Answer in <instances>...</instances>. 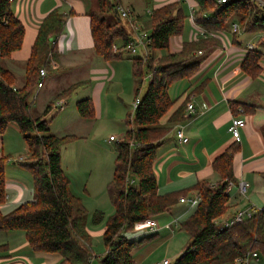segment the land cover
<instances>
[{
    "label": "trees",
    "instance_id": "obj_1",
    "mask_svg": "<svg viewBox=\"0 0 264 264\" xmlns=\"http://www.w3.org/2000/svg\"><path fill=\"white\" fill-rule=\"evenodd\" d=\"M196 2L195 22L206 31L224 29L234 18L245 31H263L257 49L249 50L241 63L245 73L256 77L260 71L261 50H264V6L257 0ZM119 3L120 0H96L87 13L93 51L106 61L123 57L122 51L111 49L116 40L124 45L130 39L119 20L112 21L109 17L112 14L119 16L115 10ZM69 13L54 8L41 21L25 63L22 86L15 87V74L0 63V134L9 123L17 125L28 148L26 159L20 162L33 179V198L7 213L0 211V230L24 231L31 249L59 253V264H88L94 253L92 237L85 229L87 210L81 198L71 191L69 178L61 168L60 150L74 135L50 133L45 116L54 111L59 99H66L78 87L88 86L89 79L72 82L57 90L39 115H33L32 103L28 102L39 80V69L52 67L51 60L58 55L57 38L63 32ZM183 21L184 16L175 2L151 9L143 25L151 38L148 52L145 56L130 58L131 74L136 83L134 98L138 96L144 78L149 73L152 78L132 116L127 114V128L114 145V172L107 186L113 213L104 224L102 243L105 252L98 264H135L132 252L147 237L129 240L123 233L147 217L168 211L189 189L196 190L200 199L179 224V228L188 234V240L172 264H236L238 258L253 250L264 260V208L223 229H218L215 223L227 210V184L236 183L232 161L239 149L237 143L228 146L212 161L213 170L220 176L218 182L212 184L200 180L189 189L158 191L153 171L156 151L171 128L184 119L187 104L185 98L169 113L174 100L168 89L173 82L191 76L206 53L216 45L215 40H193L184 42L180 51L170 52L169 37L182 31ZM23 34V24L11 11V0H0V59L8 58L21 47ZM158 50L162 54L156 57ZM198 50H201L200 55L196 54ZM230 107L236 113L238 104L231 102ZM76 108L82 118H94V105L89 96L78 99ZM244 108V111L251 109ZM262 135L264 139V128ZM7 159V156H0V204L5 201ZM131 179L134 182L131 183ZM101 217L102 212L96 210L92 222L99 223ZM5 247L0 244V255Z\"/></svg>",
    "mask_w": 264,
    "mask_h": 264
},
{
    "label": "crops",
    "instance_id": "obj_2",
    "mask_svg": "<svg viewBox=\"0 0 264 264\" xmlns=\"http://www.w3.org/2000/svg\"><path fill=\"white\" fill-rule=\"evenodd\" d=\"M127 1L126 5H123L124 0H120L119 4L129 8L132 12V20H136L142 27L149 18L151 9L167 3H177L184 16V21L182 31L169 37L168 50L170 52L180 51L183 43L187 41L200 39L216 41V45L200 61L199 68L191 76L173 82L168 89L170 98L174 100L169 113L185 98H187V103H193L194 110L190 114L186 112V109L184 110V119L171 128L165 141L157 148L153 171L159 193L189 189L200 180H208L212 184L218 182L220 176L213 170L212 161L228 146L237 143L239 149L233 155V175L236 182L240 179L245 180L248 187L246 192L241 194L236 185H233L229 192L227 210L220 218L226 219L237 210L246 209L249 206H254L256 210L264 208V139L262 135L264 128V50H261L260 71L256 77L249 76L241 68V63L248 52L246 44L254 43L257 49V42L263 31L260 29L245 31L234 18L224 29L205 30L207 35L203 37L200 35V30L203 28L195 22L194 14L198 7L196 0ZM95 2L96 0H11V11L23 24L24 34L21 47L11 52L8 58H1L0 63L15 74V87L22 86L24 82L25 63L45 15L54 8H59L63 13L70 11L66 17L63 32L57 38L58 55L52 60V67L46 68L43 85L35 87L34 98L37 99L47 85L44 106L56 92L53 84L57 73H51L59 70L58 74H61L71 68L78 69L76 71L78 78L73 82L89 79L88 86H85L89 88L87 96L93 102L95 114L101 116L102 93L105 88L107 90V81L115 78L118 72L112 64L118 59L106 61L93 51L90 18L87 13ZM190 9L194 10L192 16ZM119 18L123 20L124 28L126 25V32L131 35L129 20L120 16ZM233 23L239 24L237 31L232 30ZM161 54V50L156 51V57ZM196 54L200 55L197 51ZM120 71L121 68L119 73ZM130 73H127V76ZM118 85L121 83L119 82ZM120 89L125 90L123 87ZM231 102L238 104L236 113L230 107ZM245 106L251 109L244 111ZM167 116L168 114L161 121L164 122ZM234 116L244 119V125L240 128L239 142L233 140L228 130ZM78 119L80 121V118ZM14 125L9 123L6 130L0 134V156L8 158L5 164V201L0 204L2 213H7L21 202L33 198L32 178L27 173L23 174L20 168L22 167L20 160L25 159L28 148L17 125ZM177 129H181L188 138L186 142L176 137ZM11 161L12 166L9 165ZM18 169L21 171L20 174L17 173ZM195 192L196 190L189 189L185 195H192ZM196 204L190 205L178 201L168 211L151 217L157 225V230L154 232L148 231L140 222L136 223L133 229L124 232L123 235L129 240L147 237L132 252L135 264H150L153 253L164 243L167 248L170 241L175 238L176 229L179 234L181 233L183 240H186L188 234L179 228V224L193 211ZM111 211H113V205ZM99 225L100 229L97 228V232L102 236L104 225ZM85 229L93 238L96 228L94 227L93 230L85 222ZM0 244L6 245L0 255V264H59L61 260L59 253L31 249L22 230H0ZM182 249L180 247L177 252L170 255L174 257L173 259H167L173 263ZM100 252L98 256L95 255L98 260L104 255V246ZM163 259L166 258L163 257Z\"/></svg>",
    "mask_w": 264,
    "mask_h": 264
},
{
    "label": "rangeland",
    "instance_id": "obj_3",
    "mask_svg": "<svg viewBox=\"0 0 264 264\" xmlns=\"http://www.w3.org/2000/svg\"><path fill=\"white\" fill-rule=\"evenodd\" d=\"M126 2L128 3L127 0H124L123 5H126ZM144 3L146 4V1ZM109 17L112 21L119 20V24L124 27V22L119 16L112 14ZM115 42L119 41L116 40ZM142 51L141 48H138L133 54L123 51V58L112 62L118 72L115 78L107 81V90L105 88L102 93L103 105L100 117L94 111V119L89 121L90 119L81 118L77 111L76 101L86 97L87 92L89 93V88L85 86L78 87L67 96L65 99L66 104L62 111H51L45 116L50 133L57 136L74 135L73 139L68 141L60 150L61 168L69 178L71 191L80 196L87 210L86 225L93 230L94 227L96 228L91 239V248L94 251L92 256L94 259L93 264H98L97 256L101 253L103 246L102 236L101 233L97 232V228L99 230V224L104 225L108 217L113 213L107 186L114 172V145L120 140L127 128L125 123L127 114L132 116L133 113L132 101L135 96L136 83L131 73L127 76V73L131 72L130 58L137 55L141 56ZM49 68L51 67L48 65L47 69ZM120 68L121 71L119 73ZM77 70L71 68L61 74H58L60 73L59 70H57L58 72H52L51 74L57 73L53 84L56 91L76 80L78 78ZM117 81L121 85H118ZM148 82L149 80L145 77L138 93L139 97L143 95ZM121 87L125 88V90H121ZM47 88L48 86L46 85L37 99L34 98V93L28 98V102L32 103L31 111L34 116L39 115L42 112L41 110L44 109L45 105L43 106V102L47 96ZM49 95H51V92H49ZM77 118H80V121ZM110 135L115 136L116 139L114 141L109 140ZM11 164L12 161L9 165L12 166ZM20 168L23 174L27 173L32 178L30 171L25 166ZM20 172V169H18L17 173L20 174ZM252 199L254 198L252 197ZM254 201L259 204L256 200ZM96 210L102 212V217L99 223L94 224L92 215ZM175 231L176 236L170 241L169 246L165 248L164 243L156 250L150 258V264L163 260V257L173 259L174 257L170 255L177 252L180 247L183 248L185 246L188 238L183 240L178 229ZM182 234L185 235V233ZM259 264H264L262 258L259 260Z\"/></svg>",
    "mask_w": 264,
    "mask_h": 264
},
{
    "label": "built area",
    "instance_id": "obj_4",
    "mask_svg": "<svg viewBox=\"0 0 264 264\" xmlns=\"http://www.w3.org/2000/svg\"><path fill=\"white\" fill-rule=\"evenodd\" d=\"M219 2H225V0H218ZM258 4L261 6H264V3L261 0H257ZM116 12L118 15L122 18H125L129 20L130 24V29H131V35L129 41L121 45L120 42H114L112 44V51L113 52H119V51H124L127 53H135L138 48H141L142 54L141 56H145L148 52V45L151 42V38L149 37V33L135 20H132V12L129 8L123 7L120 4L116 6L115 8ZM194 10L190 9V15L192 16ZM239 29V24L238 23H233L232 24V30L237 31ZM200 35L205 37L207 35L206 31L203 29L200 30ZM255 44L248 42L246 44V50H254ZM198 54L201 53V50L197 51ZM52 63V60H51ZM46 76V69L45 67H42L39 69V80L37 82V87H41L44 82V78ZM146 78L150 81L152 78V74L149 73ZM140 102V97L137 96L133 99L132 101V107L133 111L137 107V105ZM66 101L65 99H59L54 106L53 110L54 111H61L65 107ZM186 112L191 113L194 110V105L192 102H188L186 104ZM241 111V110H240ZM244 125V119L240 116H234L231 119L230 125L228 127L229 132L231 133V136L235 142L240 141V128ZM176 137L182 141L186 142L188 138L183 134L181 129H177L176 132ZM115 136L110 135L109 140H115ZM22 160V159H21ZM130 182H134L133 179L130 180ZM234 183L229 182L226 187V191L229 193L233 187ZM237 190L239 193L244 194L247 190L248 184L245 180H238L235 183ZM200 199L199 193L196 191L192 195H184L180 196L178 201L181 203H186V204H196ZM257 210L254 208V206H249L246 209H239L237 210L234 214H232L230 217L226 219H221L220 217L215 220V223L218 225V229H223L226 227H229L233 224L242 222L244 219L251 217ZM143 226H145L148 231L154 232L157 230V225L155 224L153 218L147 217L143 221H141ZM261 259L259 253L255 250L248 252L244 257L238 258L236 260V264H259V260ZM94 259L93 257L90 259L88 264H93ZM155 264H172V262L169 259H163L161 261L155 262Z\"/></svg>",
    "mask_w": 264,
    "mask_h": 264
}]
</instances>
